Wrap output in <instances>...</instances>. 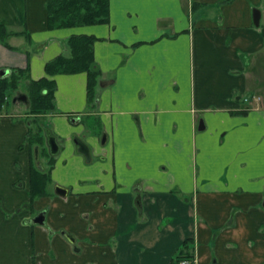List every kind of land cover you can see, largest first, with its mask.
I'll return each mask as SVG.
<instances>
[{
  "label": "crops",
  "instance_id": "obj_1",
  "mask_svg": "<svg viewBox=\"0 0 264 264\" xmlns=\"http://www.w3.org/2000/svg\"><path fill=\"white\" fill-rule=\"evenodd\" d=\"M47 16L46 0H0V71L48 76L88 34L99 74L91 102L86 72L49 76L55 109L34 126L60 143L52 166L42 146L34 162L24 108L0 109V264H264V0H109L108 22L54 29ZM34 167L51 181L31 198Z\"/></svg>",
  "mask_w": 264,
  "mask_h": 264
},
{
  "label": "trees",
  "instance_id": "obj_2",
  "mask_svg": "<svg viewBox=\"0 0 264 264\" xmlns=\"http://www.w3.org/2000/svg\"><path fill=\"white\" fill-rule=\"evenodd\" d=\"M46 6L48 29L105 23L109 20V0H46ZM0 29L4 31L1 24ZM96 40L97 37L94 35H71L66 42L68 53H60L45 63L44 68L48 76L32 79L28 75V67H17L11 70L9 75L0 76V109L7 105L8 90L16 88L24 79L29 94L27 96L28 100L25 102L27 104L26 111L35 116L51 112L55 109L54 92L56 82L49 76L81 71L87 73V99L88 102H91L94 99V87L99 74L93 54V44ZM39 46L41 47V45ZM35 119L28 120L30 127L26 140L33 147H41L44 143V129L47 126L37 124L35 127ZM43 151L50 157L48 163L52 166L54 156L47 152L46 147H43ZM50 181L49 172H43L34 167L30 174L31 198L44 195L46 193L45 186ZM185 256L190 255L178 254L175 258L178 260Z\"/></svg>",
  "mask_w": 264,
  "mask_h": 264
},
{
  "label": "water",
  "instance_id": "obj_3",
  "mask_svg": "<svg viewBox=\"0 0 264 264\" xmlns=\"http://www.w3.org/2000/svg\"><path fill=\"white\" fill-rule=\"evenodd\" d=\"M260 19V10L259 9H254L253 10V20L255 24H258ZM7 69H2L0 71L1 75H4L7 73ZM18 100H23V101H27V97L25 94H21L19 95L17 98ZM201 124V128L203 127L202 124V120L200 121ZM45 134H46V144L48 146L49 149V153L50 154H56L59 151V144L57 142L56 136L50 131L49 128H45ZM75 141H77L78 144H80L79 150H81L86 156H89V152H88V148L87 146H85V148L82 146V142L79 141L78 139H76ZM35 157L36 159H38V148L35 147ZM57 192H65L66 190L64 188H57L56 190ZM31 222L33 223H37V224H44L45 222V211H41L39 213H37L32 219ZM64 233V232H63ZM66 236H68V238L72 239V236H69L66 234Z\"/></svg>",
  "mask_w": 264,
  "mask_h": 264
},
{
  "label": "rangeland",
  "instance_id": "obj_4",
  "mask_svg": "<svg viewBox=\"0 0 264 264\" xmlns=\"http://www.w3.org/2000/svg\"><path fill=\"white\" fill-rule=\"evenodd\" d=\"M20 93H25V94H27V96H29V94H28V91L23 87V86H21L20 84L19 85H17V87L16 88H11V89H9L8 90V97H7V107L9 108V109H11V104H15V105H19V106H22V108H24V111H21V113L23 114V115H26V117H28V118H39L40 117V115H38V116H35V115H31L30 113H28L26 110H25V107H26V105H25V103L24 102H22V101H15V102H13V97H15V96H18ZM14 108H16V106L14 107ZM27 108V107H26ZM17 109V108H16ZM19 109V108H18ZM13 111V108L10 110V113H17V112H12ZM8 113V112H7ZM35 121H36V119H35ZM37 122V121H36ZM45 144V142L43 143V145Z\"/></svg>",
  "mask_w": 264,
  "mask_h": 264
},
{
  "label": "flooded vegetation",
  "instance_id": "obj_5",
  "mask_svg": "<svg viewBox=\"0 0 264 264\" xmlns=\"http://www.w3.org/2000/svg\"><path fill=\"white\" fill-rule=\"evenodd\" d=\"M19 95H21V94H19ZM18 95V96H19ZM18 96H15L14 98H17ZM15 101H21V100H18V99H13V102H15ZM43 142H45V144L44 145H41L42 147H46V150H47V144H46V139H45V137H44V139H43ZM57 142H58V140H57ZM58 144H59V150H60V143L58 142ZM78 146L80 147V144H78ZM82 146L85 148V145L82 143ZM40 147V146H39ZM41 148V147H40ZM81 151V150H80ZM40 150H38V159H39V156H40ZM47 152H49V149L47 150ZM50 154V153H49ZM33 156H34V159L35 160H37L36 159V157H35V153L33 152ZM50 159V158H49ZM38 162H40V160L38 161ZM37 162V163H38ZM41 165V164H40Z\"/></svg>",
  "mask_w": 264,
  "mask_h": 264
},
{
  "label": "built area",
  "instance_id": "obj_6",
  "mask_svg": "<svg viewBox=\"0 0 264 264\" xmlns=\"http://www.w3.org/2000/svg\"><path fill=\"white\" fill-rule=\"evenodd\" d=\"M193 263V261L191 260V259H181L180 261H179V264H192Z\"/></svg>",
  "mask_w": 264,
  "mask_h": 264
}]
</instances>
